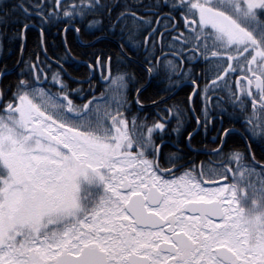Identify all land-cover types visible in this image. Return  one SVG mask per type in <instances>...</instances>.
Returning a JSON list of instances; mask_svg holds the SVG:
<instances>
[{"label": "snow or ice", "instance_id": "obj_1", "mask_svg": "<svg viewBox=\"0 0 264 264\" xmlns=\"http://www.w3.org/2000/svg\"><path fill=\"white\" fill-rule=\"evenodd\" d=\"M52 2L0 0V21L22 13L41 25L64 22L67 33L93 15L84 28L89 35L116 36L119 28L127 37L118 63L127 48L143 56L150 77L162 67L169 80H191L189 111L197 112V95L202 104L197 128L207 133L217 116L243 117L248 135L241 140L264 145V0H54V9ZM161 21L168 22L164 32ZM31 27L24 24L21 41ZM40 37L44 59L21 54L19 79L0 89V264H264V163L252 145L228 147L235 129L224 128L212 138L219 145L204 153L214 164L186 160L179 149L165 153L170 118L181 134V108L164 109L151 125L146 117L129 119L135 78L113 74L111 55L93 53L88 76L69 77L73 88L64 79V64L73 61L67 42L53 62L43 28ZM201 62L208 66L203 88L183 68ZM7 75L11 70L0 72ZM142 91L136 88L134 101L140 111ZM195 134H187L192 151Z\"/></svg>", "mask_w": 264, "mask_h": 264}, {"label": "trees", "instance_id": "obj_2", "mask_svg": "<svg viewBox=\"0 0 264 264\" xmlns=\"http://www.w3.org/2000/svg\"><path fill=\"white\" fill-rule=\"evenodd\" d=\"M10 3H20L21 0H9ZM25 6H28L29 0H23ZM36 2V1H35ZM34 2V3H35ZM102 2H108V0H102ZM123 3V0H121ZM132 0H129L131 3ZM149 0H144V3L147 4ZM152 3H155L156 0H151ZM33 3V2H32ZM64 4L69 3V0H63ZM51 7L55 8L54 0L52 2ZM123 10L118 9L117 12L112 14V21H115V17L119 11ZM142 11V10H138ZM47 12V9L45 10ZM164 13L168 12V9H163ZM179 14V13H176ZM62 15V12H61ZM94 16L90 15L87 20L93 19ZM95 18H100L99 14L95 15ZM87 20L84 24L80 22H76L72 27V31H68L65 33L66 24L64 22L60 23H45L41 25L39 18H29L26 19L22 13H17L6 20L0 21V72H4L5 70H11L17 64V61L20 58V51H21V44L22 41L20 39V32L24 27V24H30L32 27L25 32L26 39L23 41V58L28 60L31 58L32 60L36 59V54L40 53V58L43 60L41 48H40V36L38 30L41 32V28L44 31V45L43 48L47 49V54L49 57L52 58V61H55L57 57L63 56L65 52V42H67V47L71 49L72 57L78 61H85L86 63L91 62L94 58L93 53L99 54L103 52L106 56H112V71L113 74L119 70L120 72L128 73L130 76H133L135 79L130 83V90H129V99L133 102V97L136 93V88H140L143 84L147 83L148 81V73H147V65L144 64L143 56L140 55H133L132 52H129L127 48L123 49L125 55L131 57V59L135 60L137 63L132 62L130 59L123 57L121 62L118 63L117 59L121 51L120 45L126 41L127 37L125 36L122 40L119 35V28L116 29L117 35L112 36L109 34L96 32L95 35H89L87 32L84 31V28L87 24ZM156 21V17H152V26L154 27ZM105 25L109 24V20L107 19V14L105 12L104 17ZM167 21H161V26H163ZM81 28V33L78 35V40L80 43L75 39V28ZM147 33H144L146 35ZM158 34V33H157ZM156 34V36H157ZM105 36L104 39L97 40L93 42L99 36ZM143 37L141 36L140 39ZM108 39V40H107ZM111 40V41H110ZM93 42L92 47L85 46L86 44ZM119 46V50L117 49ZM157 48V46H156ZM142 51V49H141ZM20 65L11 75L4 76L0 78V89H5L9 85H13L19 79L18 73L20 71ZM57 65L53 63L52 68L53 70H57ZM64 79L70 83L68 76L70 77H85L87 76L88 69L86 65L78 64L77 62L72 61V63H65L64 64ZM162 77L166 76L167 80L168 76L161 75ZM154 78H152L151 83L149 84L148 88L152 86V82ZM179 81L177 77L175 79H171ZM169 82V81H168ZM71 87H74L71 85ZM55 90V88L53 89ZM156 94L150 93L148 90L147 93L142 91L139 98L143 102H149L151 100H147L150 98L155 97ZM179 94L177 93L175 97H178ZM146 99V100H145ZM134 104V103H133ZM132 104V108L128 115H132L134 113V105Z\"/></svg>", "mask_w": 264, "mask_h": 264}, {"label": "flooded vegetation", "instance_id": "obj_3", "mask_svg": "<svg viewBox=\"0 0 264 264\" xmlns=\"http://www.w3.org/2000/svg\"><path fill=\"white\" fill-rule=\"evenodd\" d=\"M35 1L36 0H31V2L33 3ZM175 15H176L177 20H180L179 14H175ZM180 22L182 25V20H180ZM155 24H156V21H155ZM180 30H183L182 27ZM164 31H165L164 27L161 26L160 32H164ZM176 34L178 33H172L171 35H166V39L164 42L165 51H167L168 41L171 40L172 35H176ZM159 35L160 33L158 32L157 37H159ZM75 39L80 43V41L78 40V35L76 37V32H75ZM96 40L97 39H95L94 41ZM156 46H157L156 55L159 56L160 55V52H159L160 44L157 43ZM118 47L119 46H117V49L119 50ZM40 48H41V45H40ZM41 53L44 59L42 50H41ZM124 57L130 59L134 63H137L135 60L131 59V57H129L128 55H124ZM171 58H172L171 56L168 57V59H171ZM73 61L81 65L87 64L85 61L83 62L78 61L74 58H73ZM165 62H162V63H165ZM193 63H185L183 65V68L185 71L191 68L193 72V76L197 79L199 86L203 88L204 84L206 83V79L203 75H201V73L206 72L208 69V66L201 62V63H196L195 67H193ZM163 74L166 75V73L162 70V67H161V70H159L158 72H154L151 75V77L149 76V73H148L147 83L140 86V88H142L145 93H147V91L149 90L150 93H154L156 94V96L153 98L147 99V100H151L149 102L141 101L143 110L140 111L139 110L140 106H137L134 103L136 96H137V93H135V96L133 97V103H134L133 105H134L135 111L132 115H129V119H131L133 115H137L141 119H144L146 117L147 123L151 125L160 117L166 116V112L163 111L164 109L174 108L176 106L181 108V110H183L186 113L184 117V123H183L181 134L178 136L176 133L172 131V129L177 126V121L175 118H170L167 124V131L164 134L165 145L163 147V150L165 153L176 152L179 149L180 152L184 154L186 160L195 161L197 164H199L202 161L208 164L211 161L214 164L215 163L214 158L211 156L204 155V153L211 152L213 148H216L219 145V140H217L215 143L212 142V138L214 136H217L218 130L222 132L224 128H232V129H235V133L228 138V147L235 146L239 148L240 150L246 151L247 145L251 144L252 152L256 155L257 160H260L262 163H264V155H262V153L260 152V147H264V145H257V143H255L252 140H241V135H248L247 133H245L243 117H241L239 121L233 122L232 118L228 115H225L223 117L217 116L216 117L217 123L215 124V126L210 125L209 131L205 133L203 126H200L199 128H197L196 119H195V116L199 114V110L202 107L201 97L199 95L195 97V104L192 105V107H195L197 109V112L193 114L192 112L189 111L190 106L188 104L187 98L192 92L191 80L189 79L185 81L183 80V78H179L180 80L175 82L174 80H167L166 76L162 77L161 75ZM96 75L98 77L99 72H97ZM87 76H88V73H87ZM87 76L73 77V78L79 80V79H84ZM69 77L70 76H68V79ZM175 77L176 76H172L173 79H175ZM152 78H154L153 79L154 81L152 82V86L148 88L149 84L151 83ZM212 78H214V74L212 72H209L208 79H212ZM92 83L95 84L96 81L93 80ZM70 84L74 87L78 86L77 84L72 83L71 80H70ZM82 86L85 89L88 88V84H84ZM100 90L101 88L98 87L97 95H99ZM129 90H130V86H129ZM177 93L179 94V96L175 97ZM219 95H222V93H219ZM153 101H156V103L154 104ZM160 101H163V103H160ZM146 105H149V106L145 107ZM229 111H231V109H229ZM249 111H251L250 103H249ZM221 120L223 121L222 126L220 123ZM194 130L196 131V134L194 135V138L191 141V149H194L197 151L190 150L189 145H188V139H187L188 132H193ZM156 142L160 143L159 139H157ZM225 150L227 151V148Z\"/></svg>", "mask_w": 264, "mask_h": 264}, {"label": "water", "instance_id": "obj_4", "mask_svg": "<svg viewBox=\"0 0 264 264\" xmlns=\"http://www.w3.org/2000/svg\"><path fill=\"white\" fill-rule=\"evenodd\" d=\"M154 27H156V24H155V26ZM38 32H39V35H40V30H38ZM76 37H77V33H76ZM40 39H41V37H40ZM93 42H95V41H93ZM93 42H91V43H89V44H92ZM23 43V42H22ZM88 44H86L85 46H87ZM41 50H42V47H41ZM42 52H43V50H42ZM21 51H20V58H21ZM125 55V54H124ZM20 58H19V60H20ZM19 66L16 64V66L14 67V68H12L11 69V73L12 72H14L17 68H18ZM65 72V71H64Z\"/></svg>", "mask_w": 264, "mask_h": 264}, {"label": "bare ground", "instance_id": "obj_5", "mask_svg": "<svg viewBox=\"0 0 264 264\" xmlns=\"http://www.w3.org/2000/svg\"><path fill=\"white\" fill-rule=\"evenodd\" d=\"M149 105H146L145 107H148Z\"/></svg>", "mask_w": 264, "mask_h": 264}, {"label": "rangeland", "instance_id": "obj_6", "mask_svg": "<svg viewBox=\"0 0 264 264\" xmlns=\"http://www.w3.org/2000/svg\"><path fill=\"white\" fill-rule=\"evenodd\" d=\"M129 116V115H128Z\"/></svg>", "mask_w": 264, "mask_h": 264}]
</instances>
